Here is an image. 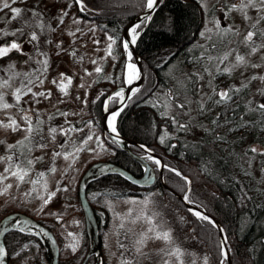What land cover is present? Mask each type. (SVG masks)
<instances>
[{"label":"rangeland","instance_id":"obj_1","mask_svg":"<svg viewBox=\"0 0 264 264\" xmlns=\"http://www.w3.org/2000/svg\"><path fill=\"white\" fill-rule=\"evenodd\" d=\"M198 1L204 9V23L199 37L188 46L187 50L189 49V51H186V57L182 56L177 62L169 64L163 74L164 83L161 84L162 86L168 85L169 81V87L165 89L160 86L154 97V103L157 102V105L153 104L155 107L159 106L165 109V113H168L171 118L175 117V121L172 119L174 123L189 124L190 128L184 137L194 142L199 140L208 123L199 117V108L201 104H204L215 85L214 76L217 67L220 71L225 67L231 68L230 80L227 84H223L219 92L226 91L230 87L246 85L248 90L243 98L244 103L249 107L264 104V79H261L264 77V47H259L264 44V37L257 34L253 36L252 41L245 40L248 31L256 32L257 29L264 31V20L257 23L258 15H264V13H258L257 8H248L246 13L248 19H245L243 12L228 10L236 0H219L221 2L217 3L214 9L212 6L218 0ZM12 7L25 10L22 13V19L18 18L9 23L10 9L0 8V32L10 33L20 28L23 21H32L35 24L40 19L49 27L43 31L35 27H24L23 36L19 33L15 37L0 36V43L5 39V42L2 41L0 45L6 42L10 43L15 39L22 46V51L12 50L6 57L0 58V80L9 79L12 73L22 74L10 81L11 87L2 89L7 92L6 102L15 105L13 91L28 83L23 74H29L34 81L29 85L32 89L31 92L24 89L27 94L22 95L18 107L0 108V121L7 123L8 117L11 116L21 125V130L17 131L0 127V141H3L0 143V156L10 155L11 152L7 150V145L16 144L27 135L22 130L26 127V122L21 119L24 113L31 118L34 128L37 127V121L43 122L39 124L40 133L35 136L33 144L43 136V142L47 143V147L44 149L33 147L29 159L34 161L36 157H43V159L33 163L24 182L4 173L9 162L0 161V174L8 176L7 179L0 180V214L4 210L1 205L5 204L7 198L17 195L21 197L24 205L31 209L45 206V211L63 215V218L55 217L46 221L56 228L58 225L63 226L64 224L69 237L67 243L72 245L78 241L79 245V231L76 226H79L80 218L72 212L74 208L72 199L63 197V193L73 184L77 174L89 158L97 161L109 151L102 137L95 134L91 122L87 120L83 122V106L86 89L90 82L96 77L110 76L116 59L113 43L109 55L108 47L111 42L106 34L95 33L92 25H80L67 16H64L63 23H60L62 11H67L68 8L67 0H17V3ZM33 9L41 16L34 19L29 11ZM217 21L220 28H231L232 31L219 32L215 26ZM254 24L256 25L255 29L252 28ZM58 25L60 26L58 27ZM34 30L39 39L28 43L30 34ZM234 32L237 34H233ZM70 33H74V35ZM49 41L51 42L49 43ZM253 45L257 46L255 52H252ZM73 52L75 55H72ZM40 53L45 55L41 56ZM226 53L229 55L223 63H220L219 59H209V57H223ZM236 55L243 56L244 62H237ZM44 59L48 61L47 70L41 74L36 71L37 69L42 70V66L37 61ZM59 65L60 68H58ZM62 65L65 68H62ZM253 65L256 66L253 67ZM9 66L14 67L10 68ZM96 67H100L101 72L97 73ZM206 68L208 71H205ZM60 73H64L72 79L70 85L67 80L64 81L67 86V94L59 89ZM37 76L39 79H36ZM193 76L196 88H192ZM253 77L256 78L253 79ZM53 80H56L57 83L53 84ZM49 92L50 96L47 95ZM33 93H45V95L36 96ZM117 100L118 98L110 100L109 108H112ZM177 103H186L187 106L180 109L176 107ZM62 113H67V115H62ZM50 127H56L58 130L73 127L76 130L67 135H62L58 131L55 134V140H53L49 134ZM172 135L174 136L176 133L172 132ZM88 136H92V139L87 140ZM247 146L250 149L255 148L256 152L243 155L245 167L254 171L260 185L264 188V165L258 164V156H256V154L264 153V147L255 143ZM55 152H60L61 155L56 156ZM65 153L69 154L67 159ZM71 164L73 165L72 174L68 183H65L61 177ZM53 167L55 168L54 172L49 170ZM41 172L45 173L42 177L39 175ZM9 184L12 186L8 187ZM57 186L62 188L63 193L62 190L55 193L46 205L44 199H47L52 192H56ZM186 191L188 194V180L187 188L183 194ZM92 197L95 198V205L98 208L106 207L109 211L108 225L102 231L100 238L103 264H162V261L166 259L170 261V264H180L181 260L183 264H205V257H207V264H211L202 243L189 236L187 224L175 209L166 204L159 190H152L143 195L123 197H108L104 194L94 193ZM188 199L201 206L189 197ZM153 226L157 230L169 231L172 243L169 244L162 239H148L142 248L145 255H141L136 251V241L145 234L149 237L154 236V233L148 232V229ZM70 233L72 235H69ZM25 245H27L26 248ZM162 248L166 250L179 248L181 255L179 258L165 256L159 251ZM43 263L42 249L36 242L31 241L19 247L13 253L12 260L8 264Z\"/></svg>","mask_w":264,"mask_h":264},{"label":"trees","instance_id":"obj_2","mask_svg":"<svg viewBox=\"0 0 264 264\" xmlns=\"http://www.w3.org/2000/svg\"><path fill=\"white\" fill-rule=\"evenodd\" d=\"M67 1V18L78 21L80 25L90 24L95 33H104L115 40L113 52L116 59L110 76L94 78L84 97L83 122H91L95 134L102 137L109 150L99 160L115 162L133 174L141 175V165L105 135L102 107L106 95L115 87L124 85L126 56L122 44L123 28L144 10L145 0H83V12L75 0ZM219 2L221 1L213 4L212 9ZM203 14L204 9L198 0H159L147 25L145 26L144 19L139 23L142 25L139 29L145 27L136 40L135 49L142 59L144 79L139 92L131 96L117 116L116 127L124 137L145 144L161 156L167 165L163 169L164 180L177 193L183 194L189 180L188 197L201 204L222 224L231 250V264H264V188L254 171L246 168L243 162L244 154H252L248 144L255 143L264 147V111L259 110L257 104L249 107L244 103L247 86L230 87L229 89L239 88L240 91H230L232 98L217 104V92L223 84L229 82L230 76L223 71L215 73V85L203 104V110L199 108V117L208 123L199 140L195 142L184 137L190 128L189 124L180 128L172 121L171 116L165 113V109L153 105H157V102L154 103V97L160 86L165 89L169 87V81L168 85H161L164 83L163 74L169 64L177 62L182 56L186 57L188 46L199 37L204 23ZM2 41L5 42V39L1 40V43ZM60 67L59 65L58 68ZM62 68L65 67L62 65ZM194 80L193 76L192 88H196ZM6 95L7 92L5 101ZM172 132L176 135L173 136ZM162 136L165 137L163 142ZM131 149L136 154L143 152L138 146L132 145ZM256 156L258 164L263 166L264 153ZM94 161L93 158L86 161L65 193L60 185L56 187L55 193L62 190L63 197L72 199V212L80 218L79 226H76L80 242L74 252L67 243L69 237L65 225H58L56 228L47 222V219L63 218V215L47 212L45 206L31 209L24 205L21 197L12 195L1 205L4 210L0 218L7 213L20 211L45 224L58 242L59 264H80L88 249V234L78 186L82 174ZM148 161L156 174L149 187L136 186L114 173L104 174L87 185L86 195L95 214L100 238L108 225L109 211L106 207L98 208L95 205V198L92 197L94 193L123 197L159 190L166 204L175 209L187 224L189 236L202 243L211 264H221L223 257L215 226L194 216L176 195L167 190L159 181V170L155 162ZM72 167V164L69 165L62 174L61 179L65 183L69 181ZM31 241L36 242L42 249L43 264H49L45 249L38 238L16 230H10L4 236L9 263L13 253ZM99 245L101 247V242ZM224 262L227 264L226 260ZM84 264H94V255H90Z\"/></svg>","mask_w":264,"mask_h":264},{"label":"snow or ice","instance_id":"obj_3","mask_svg":"<svg viewBox=\"0 0 264 264\" xmlns=\"http://www.w3.org/2000/svg\"><path fill=\"white\" fill-rule=\"evenodd\" d=\"M75 2L80 5V11H85V6L83 3V0H75ZM17 3V0H0V8L2 9H10L11 12V16L9 17V23L12 20H16L18 18L22 19V13L25 11L24 9H21L19 7H12L13 4ZM157 4V0H145V7L147 10L152 11L154 10L155 6ZM248 8H257L258 13H264V0H236L235 3H233L228 10H239L241 12H243L245 14V19H248L247 17V9ZM32 13V17L38 18L41 16L40 13H37L34 9L33 10H29ZM68 13L67 11H62L61 17H60V23H63V17L67 16ZM151 15H147L144 17V20H151ZM260 20H264V15H258V19H257V23H259ZM78 22V21H76ZM141 24H136L135 26H133L130 29V34H131V40L129 41H124L123 43V47L125 48V50L128 49L129 43L131 44H135L136 43V39L138 36V29L141 27ZM215 26L218 29L219 32L223 33L225 30L227 31H232L231 28H227V29H222L220 28L219 22H215ZM24 27H35V28H39L41 31L45 30L47 27V25H45L42 21V19H40L37 23L33 24L32 21H23L22 26L20 28H17L15 31L13 32H0V36H4L7 37L9 35L15 37L17 35V33H19L21 36H23V29ZM252 28H256V25H252ZM71 35H74V33H70ZM202 35L204 33H201ZM233 34H237V33H233ZM259 35L261 37H264V31H261L259 29L256 30V32L254 31H248L245 37L246 41H252L253 40V36L254 35ZM39 37L37 35V32L34 30L31 32L30 37H29V41L28 43H31L33 41H38ZM108 40L111 42L109 44L108 47V53L109 55L111 54V45L112 43H115V40L112 36L108 37ZM51 41H49L50 43ZM259 47H264V44L259 45ZM12 50H17V51H22V46L20 43H18L15 39H13L10 43H5L3 45H0V58H4L6 57ZM257 50V46L253 45L252 47V52H255ZM41 56H44V53H40ZM72 55H75V53L73 52ZM229 53H226L223 57L220 58H215V57H209L210 60H216L219 59L220 63H223L224 61L227 60ZM129 58L131 57V53H128ZM31 59V57H30ZM236 61L237 62H244V57L241 55H236ZM37 63H39L42 66V70L41 69H37L36 71L38 72H46L47 70V64L48 61L47 59L44 60H40L37 61ZM93 63H95V61H93ZM256 65H253V67H255ZM14 67V66H9ZM126 71H127V83L128 84H132L134 80H138L140 79V73L139 70L137 69L136 65L133 63H127L125 65ZM101 68L100 67H96L95 71L97 73L101 72ZM205 71H208V69L206 68ZM217 71H220L219 67H217ZM225 73H229L231 71V68L229 67H225L222 70ZM22 75L20 73H12L9 76V79H2L0 80V89H7L9 87H11V83L10 81H12L16 76ZM25 76V78L28 80L27 84H23L22 87H17L15 88V90L13 91L12 95L15 98V105L13 104H9L5 101V92L4 91H0V108L2 109H9L11 107L14 106H19L20 100L22 95L27 94L26 92H24V89H27V92H31L32 89L29 85L33 84L34 81L33 79L30 78L29 74H23ZM256 77H253V79H255ZM36 79H39V77L37 76ZM261 79H264V77H262ZM67 80L68 85L71 84L72 79L71 77H67L66 74L64 73H60V84H59V89L61 92H63L64 94H67V86L64 84V81ZM41 83L43 82L42 80L40 81ZM53 84H56V80L52 81ZM246 87V85H245ZM139 88H136L133 90V93L139 92ZM230 91H235V92H239L240 89L239 88H234V89H229L226 91H220L217 92V95L219 96V99L216 101L217 104H220L222 102H224L225 100H230L232 97L229 95ZM33 95L36 96H43L45 95V93H33ZM47 95H51V93H47ZM119 99L120 104L122 105L121 108L118 111H115L112 113L110 120H109V127L111 129V131L113 133L116 132V128H115V120L116 117L120 114V111L123 110V104H124V100H125V96H124V90L120 89L119 91L115 92L113 94L112 97H109L110 100H116ZM128 99H131V96L128 97ZM187 106L186 103H177L176 107L180 108V109H184ZM201 110H203L204 105L201 104L200 105ZM257 108L261 111H264V104H259L257 105ZM23 112V110H21ZM62 115H67V113H62ZM21 119L24 120L26 122V127H24L22 130L25 131L27 133V135H25L24 139L21 141H17L16 144H8L7 145V150L9 152H11L10 155L7 156H0V161H7L8 163V167H6L4 169V173L10 174L12 177H16L20 182H24L25 177L28 175V171L31 169V166L33 165L34 162L40 161L43 159V157H36L35 161L33 159H29V154L31 153L33 147H37L40 149H44L47 147V143L43 142V136L40 137L39 141H36L35 144H33V140L35 139V136L38 135L40 133V128H39V124H42V121H37V127L34 128L32 125V121L31 118L24 113L21 116ZM172 119L175 121V117H172ZM180 128H185L186 125L184 124H180L179 125ZM0 127L6 128V129H11L12 131H17V130H21V125L18 124L17 120L11 116L8 117V122L5 123L4 121H0ZM76 129H74L73 127H69L68 129H64V128H60L59 130L56 127H50L49 128V134L51 136V139L55 140V134L59 131L60 134L62 135H67L69 132L74 131ZM82 131V129H81ZM118 135V134H117ZM92 136H88L87 140H91ZM165 139L164 136L161 137V142H163ZM86 142V141H85ZM0 143H3V141H0ZM19 150V151H17ZM252 152H256L255 148H251L249 149ZM54 155L59 156L61 155L60 152H55ZM68 153H65V158L67 159L68 157ZM149 160H152L153 157L152 156H148ZM156 164H160L159 160H155L154 161ZM50 171L54 172L55 168H50ZM179 175V173H177ZM39 175L42 177L45 175V173L41 172L39 173ZM8 176L7 175H2L0 174V180H5L7 179ZM33 183H36V181H33ZM12 185H8V187H11ZM46 186V185H45ZM55 195V192H52L47 199H44V203L47 204L52 196ZM185 199H187V197H185ZM197 217L203 219V220H209V217H207L206 215H202L200 212H195L194 213ZM214 223V222H212ZM121 227H123V225H121ZM23 230V229H21ZM149 233H154V236L149 237L148 235H142L141 238L136 241V251L138 253H140L141 255H145V253H143L142 248L143 246L146 244L148 239H162L167 243H172V238H171V234L169 231H163V230H157L155 228V226L151 227L148 229ZM69 235H72L71 233ZM227 244V237H225L220 244V249H221V256L223 257L221 264H224V261L228 259L229 253H230V248L226 247ZM78 246V241L72 245H69V247L71 248V250L74 252L76 250V247ZM25 248L27 247V245L24 246ZM121 247H123V245H121ZM160 253H163L165 256L168 257H177L179 258V256L181 255V250L179 248H175V249H170V250H166V249H160L159 250ZM7 255L5 248L0 245V264H2V260L3 257H5ZM162 264H170L169 260H163ZM180 264H183V261H180ZM205 264H207V257H205Z\"/></svg>","mask_w":264,"mask_h":264},{"label":"water","instance_id":"obj_4","mask_svg":"<svg viewBox=\"0 0 264 264\" xmlns=\"http://www.w3.org/2000/svg\"><path fill=\"white\" fill-rule=\"evenodd\" d=\"M158 3H159V0H157V4L154 10L149 11L145 7L144 10L140 14L136 15L128 23L125 24L123 28V34H122V44L124 43V41H129L130 39L128 35L129 27L131 25L139 24L144 19V17L147 15L152 16L154 11L157 8ZM148 22L149 20L145 21V26L147 25ZM144 27L138 30L137 38L141 34ZM124 51H125L126 60H127L128 52H130L131 56L134 58V62L136 63L137 69L139 70V73H140V79L134 80L132 86H127L124 80V85L115 87L113 90H111L106 95L103 101V107H102L103 109L102 126L105 132V135H107L111 140L116 142L123 150H125L135 161H137L141 165L142 173L141 175H135L132 172H130L127 168L115 162L108 161V160H97L93 162L91 165H89L87 169L84 171V173L82 174L79 180L78 188H79V198H80V202H81V205L84 211L85 224H86V229H87V234H88V249H87L84 259L82 260L80 264H84L90 255H94V259H95L94 264H103V259H102V255L100 251V245H99L100 234H99L98 224L95 218L93 208L91 204L89 203L87 195H86L87 185L91 181L97 179L98 177L104 174L114 173V174H118L122 176L123 178L127 179L129 182H131L132 184L136 186L149 187L154 182L156 178V174H155V170L153 166L148 161L149 160L148 156H152L153 161L155 160L160 161L159 165L156 164V167L159 170L158 177H159L160 183L167 190H169L171 193L176 195L191 213L194 214L195 212H200L202 215H206L207 217H209V220H206V221L213 224L215 228L217 229L220 244H221V241L226 237L225 230L222 224L220 223V221L213 214L209 213L205 208L191 202L188 199L187 191L181 195L167 185L163 177V169L166 167V164L164 163L161 156H159L153 149L149 148L145 144H142L137 141L130 140L124 137L118 131L116 127L117 117L115 120L116 132L113 133L111 131L109 124H108V116L111 112L118 111L122 105L120 104L119 99H118L116 104L112 108H109V102H110L109 97H112L115 92L119 91L120 89H123L124 96H125V100L123 104V108H124L127 101L129 100L128 97L134 94L133 90L136 88H139L144 79L142 59L139 53L135 49V44L129 43L128 49L125 50L124 48ZM132 145L138 146L139 148H141L143 153L142 154L134 153L131 149ZM173 170L180 174L178 170L176 169H173ZM188 184H190L189 180H188ZM185 197H187V199H185ZM10 230H16L24 234H30L38 238V240L41 242V244L43 245L45 249L46 255L49 260V264H59L58 242L53 232L48 226H46L45 224L37 221L31 216L23 212H20V211H13V212L7 213L0 219V245H2L5 248L6 253H7V250L4 244V236ZM226 247L229 248L228 243L226 244ZM226 262L227 264H231L230 253H229V256ZM2 264H8V253L5 257H3Z\"/></svg>","mask_w":264,"mask_h":264},{"label":"bare ground","instance_id":"obj_5","mask_svg":"<svg viewBox=\"0 0 264 264\" xmlns=\"http://www.w3.org/2000/svg\"><path fill=\"white\" fill-rule=\"evenodd\" d=\"M133 26H135V25H131L130 27H129V30H128V35H129V40H131V34H130V29L133 27ZM129 53V52H128ZM133 63V64H135L136 65V63L134 62V60L132 59V56L129 58V56L127 55V61H126V64L127 63ZM137 67V66H136ZM124 80H125V84L127 85V86H132V84H128L127 83V71H126V68H125V73H124ZM134 82V81H133ZM112 113L113 112H111L110 114H109V116H108V124H109V120H110V117H111V115H112Z\"/></svg>","mask_w":264,"mask_h":264},{"label":"flooded vegetation","instance_id":"obj_6","mask_svg":"<svg viewBox=\"0 0 264 264\" xmlns=\"http://www.w3.org/2000/svg\"><path fill=\"white\" fill-rule=\"evenodd\" d=\"M8 263H9V257H8Z\"/></svg>","mask_w":264,"mask_h":264}]
</instances>
